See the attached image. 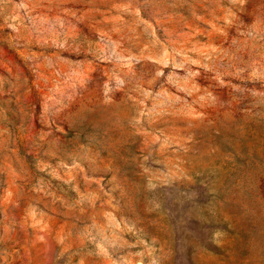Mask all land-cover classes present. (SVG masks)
I'll list each match as a JSON object with an SVG mask.
<instances>
[{"label": "rangeland", "instance_id": "obj_1", "mask_svg": "<svg viewBox=\"0 0 264 264\" xmlns=\"http://www.w3.org/2000/svg\"><path fill=\"white\" fill-rule=\"evenodd\" d=\"M0 264H264V0H0Z\"/></svg>", "mask_w": 264, "mask_h": 264}]
</instances>
